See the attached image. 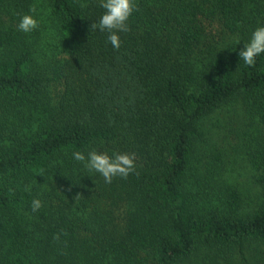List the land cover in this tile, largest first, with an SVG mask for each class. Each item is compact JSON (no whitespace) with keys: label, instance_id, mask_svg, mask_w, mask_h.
Masks as SVG:
<instances>
[{"label":"trees","instance_id":"obj_1","mask_svg":"<svg viewBox=\"0 0 264 264\" xmlns=\"http://www.w3.org/2000/svg\"><path fill=\"white\" fill-rule=\"evenodd\" d=\"M133 2L117 50L91 28L100 0H0V264H252L253 248L264 253V134L244 149L260 188L247 210L207 132L231 107L264 128V53L252 66L239 57L264 26V0ZM25 14L38 22L29 33L17 28ZM77 151L134 154L135 172L87 184Z\"/></svg>","mask_w":264,"mask_h":264},{"label":"clouds","instance_id":"obj_2","mask_svg":"<svg viewBox=\"0 0 264 264\" xmlns=\"http://www.w3.org/2000/svg\"><path fill=\"white\" fill-rule=\"evenodd\" d=\"M83 6V5H82ZM100 7L105 11L98 20V23L92 24L93 30L107 32V41L114 49L120 48V37L118 33L128 32L130 28L127 24L129 17L135 9L133 0H100ZM30 13L36 12V6L32 5L29 9ZM19 31L29 33L38 28V22L31 14H25L20 18L17 25ZM264 53V26L258 27L250 38V41L244 44L239 52L240 60L248 65L255 64V59L260 54ZM73 158L76 161L84 163V167L89 172H94L103 177L105 183H112L113 178L120 177L127 179L128 176L135 172V157L134 154L114 153L109 156L107 153H98L91 151L87 157L77 151L73 153ZM77 195L75 198L79 197ZM42 206L39 199H34L31 203L33 212L40 209Z\"/></svg>","mask_w":264,"mask_h":264},{"label":"rangeland","instance_id":"obj_3","mask_svg":"<svg viewBox=\"0 0 264 264\" xmlns=\"http://www.w3.org/2000/svg\"><path fill=\"white\" fill-rule=\"evenodd\" d=\"M207 132L218 147L226 153L227 161L229 160L223 176L229 178L241 190L245 204L248 205L246 209H253L254 207L251 206L255 204L260 188L252 179V171L245 160L244 149L247 142L253 140L255 135L264 134V128L248 118L241 108L231 107L208 120ZM93 173L88 174L84 179L88 181L87 184L90 179H96L92 178ZM251 254L249 258L252 264L264 262V253L260 249L253 248Z\"/></svg>","mask_w":264,"mask_h":264}]
</instances>
